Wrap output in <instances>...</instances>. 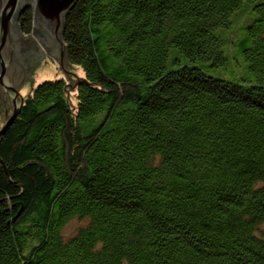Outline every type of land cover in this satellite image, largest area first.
Here are the masks:
<instances>
[{"label": "trees", "instance_id": "16d2710c", "mask_svg": "<svg viewBox=\"0 0 264 264\" xmlns=\"http://www.w3.org/2000/svg\"><path fill=\"white\" fill-rule=\"evenodd\" d=\"M64 42L105 91L74 123L44 81L0 138V264H264V0H78Z\"/></svg>", "mask_w": 264, "mask_h": 264}, {"label": "water", "instance_id": "95a60500", "mask_svg": "<svg viewBox=\"0 0 264 264\" xmlns=\"http://www.w3.org/2000/svg\"><path fill=\"white\" fill-rule=\"evenodd\" d=\"M78 0H0V138L17 118L28 96L43 81L64 78L63 92L73 112L75 86H88L105 91L99 84L87 82L80 69L68 62L64 42L66 19ZM30 9L31 32L25 34L19 18ZM53 60L52 66L44 58Z\"/></svg>", "mask_w": 264, "mask_h": 264}, {"label": "rangeland", "instance_id": "374dc122", "mask_svg": "<svg viewBox=\"0 0 264 264\" xmlns=\"http://www.w3.org/2000/svg\"><path fill=\"white\" fill-rule=\"evenodd\" d=\"M245 8H248V6H247V4L246 3H243L242 5H241V7L237 10V11H235L233 14H232V20L234 19L235 21L234 22H232V27H231V29H235V41L234 42H238V41H240L242 38H243V35H244V33H245V27H246V25L247 24H244L243 23V21H242V19H243V17L242 18H240L239 17V23L237 22V19H238V13L239 12H241L243 9H245ZM252 14V13H251ZM253 17V16H252ZM244 24V25H243ZM219 29L216 31V34L217 35H219ZM237 49V46H235V50ZM48 63H50L52 66H54V67H56V68H58L57 67V65H56V63L53 61V60H51L50 58H48V57H45L44 58ZM243 66V68H244V64L242 65ZM209 72H210V74L211 75H214V76H220V75H222V73H223V69L222 68H219V67H217V68H214V69H210L209 70ZM237 75H239V76H241L242 75V67L241 68H237ZM220 74V75H219ZM244 74H245V72H244ZM61 78V77H60ZM60 78H57V79H60ZM57 79H55V80H57ZM47 81V80H46ZM44 82V81H43ZM80 225V223H79V221L78 220H76V219H73V220H71L66 226H65V228H64V230H63V232H64V234L65 235H71V234H73L74 233V231L77 229V227Z\"/></svg>", "mask_w": 264, "mask_h": 264}, {"label": "flooded vegetation", "instance_id": "af4514ba", "mask_svg": "<svg viewBox=\"0 0 264 264\" xmlns=\"http://www.w3.org/2000/svg\"><path fill=\"white\" fill-rule=\"evenodd\" d=\"M20 17H21V16H20ZM31 18H32V17H31ZM19 19H20V18H19ZM31 24H32V23H31ZM19 25H20V23H19ZM20 28H21V26H20ZM22 32H23V31H22ZM30 32H31V29H30ZM30 32H29V33H30ZM23 33H24V32H23ZM29 33H25V34H29Z\"/></svg>", "mask_w": 264, "mask_h": 264}]
</instances>
